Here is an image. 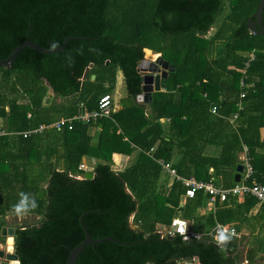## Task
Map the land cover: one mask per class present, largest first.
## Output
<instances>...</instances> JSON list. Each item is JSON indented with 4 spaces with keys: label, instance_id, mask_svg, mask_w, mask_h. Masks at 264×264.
I'll return each mask as SVG.
<instances>
[{
    "label": "trees",
    "instance_id": "trees-1",
    "mask_svg": "<svg viewBox=\"0 0 264 264\" xmlns=\"http://www.w3.org/2000/svg\"><path fill=\"white\" fill-rule=\"evenodd\" d=\"M259 2L0 0V60L27 38L59 48L73 37L64 51L26 47L0 67V242L2 228L13 227L20 264H66L86 238L84 213L94 239L122 243L87 245L76 264H264V206L253 212L250 191L215 202L204 189L188 197L158 161L223 189L264 184V34L247 27ZM147 51L176 69L143 104L138 67ZM119 71L128 94L111 117L24 136L97 110L105 94L114 101ZM115 153L135 156L117 169ZM243 155L254 172L236 181ZM93 159L86 178L80 165ZM21 192L35 195L27 215L38 218L12 226L6 217ZM179 216L201 236L171 234ZM217 225L241 234L223 252Z\"/></svg>",
    "mask_w": 264,
    "mask_h": 264
},
{
    "label": "water",
    "instance_id": "water-1",
    "mask_svg": "<svg viewBox=\"0 0 264 264\" xmlns=\"http://www.w3.org/2000/svg\"><path fill=\"white\" fill-rule=\"evenodd\" d=\"M263 12L264 0H260L256 13L250 16L247 22L248 29L256 34H264ZM72 38L73 37H67L62 46L59 48H45L40 44L33 42L29 38H27L24 42L16 46L7 58L0 60V67H10L17 59L19 53L26 47H30L44 53H57L64 51L68 41ZM175 69V66L165 60L162 56H159L157 59H154L152 55H146L145 59L141 62L138 67V70L143 74V91L141 94L138 95L139 102L143 104H150L153 100V93L162 90V79L167 78L169 73L171 71H175ZM87 73L88 70L86 71L84 78ZM93 78H95V75H93ZM243 171L244 166L242 164H239L237 167L236 181L241 180ZM85 177L93 178L94 170L87 171ZM85 215L86 213H84L81 217V225L85 231L86 238L84 241H82L80 244H78L75 248L71 250L66 264H76L78 257L87 245H95L103 241H114L122 243L112 236L94 239L83 221ZM14 232L15 229L13 227L2 228V235L6 237V242H0V264H11L13 261H17L20 263L19 255L15 252ZM9 238H12L13 240L12 246L8 245Z\"/></svg>",
    "mask_w": 264,
    "mask_h": 264
},
{
    "label": "built area",
    "instance_id": "built-area-1",
    "mask_svg": "<svg viewBox=\"0 0 264 264\" xmlns=\"http://www.w3.org/2000/svg\"><path fill=\"white\" fill-rule=\"evenodd\" d=\"M117 108L118 106L114 104L111 95L105 94L101 97L100 105L97 110H93V111L85 110L74 117L61 118L50 125L41 124L38 128L28 130L23 133L24 136H29L33 133L42 132L43 130L51 126H54L56 128H62L67 124L69 125V128H72L71 126L75 120L81 122L97 121L100 118L111 117L112 114L117 111ZM6 133H7L6 130H0V136ZM241 158L245 160L244 178L245 180H247L253 174L254 169L245 155H243ZM158 161L162 164L164 170H166V172H168L171 176L182 180V182L187 186L186 195L188 197H194L198 190L204 189L206 192H208L211 195V201L215 202L218 197H220L221 200H226L230 193H234V194L237 193L238 195H240V197H242L245 191H250L251 194L255 196L256 199L258 200L256 206H258L259 208L264 206V184L262 183L255 182L252 185V187H247L246 185H238L234 188L223 189L221 187L215 186L212 183L197 181L195 178L192 177L191 178L182 177L178 175L177 171L171 166L169 162H166L164 159H160ZM80 168L86 169L87 171L91 169L86 164H81ZM182 227L185 229L183 234L180 231ZM174 233L183 236L184 239H188L191 236H196V237L201 236L200 234L191 231L190 220H187L182 216L176 217L173 220L171 227V234ZM237 236L240 237V234H238Z\"/></svg>",
    "mask_w": 264,
    "mask_h": 264
},
{
    "label": "clouds",
    "instance_id": "clouds-1",
    "mask_svg": "<svg viewBox=\"0 0 264 264\" xmlns=\"http://www.w3.org/2000/svg\"><path fill=\"white\" fill-rule=\"evenodd\" d=\"M57 46L58 44L56 42H53L51 44L52 48H56ZM19 196L20 199L17 201L16 204L13 205V211L17 216L22 217L24 215H27L38 207L35 195L21 192ZM180 231L183 234L185 229L182 227ZM237 235L238 234L235 232L234 229H230L222 225H217V231L214 236V241L219 250L223 252L231 243V241L237 237Z\"/></svg>",
    "mask_w": 264,
    "mask_h": 264
},
{
    "label": "rangeland",
    "instance_id": "rangeland-1",
    "mask_svg": "<svg viewBox=\"0 0 264 264\" xmlns=\"http://www.w3.org/2000/svg\"><path fill=\"white\" fill-rule=\"evenodd\" d=\"M152 56H153L154 59H157L161 55L159 53H154V55H152ZM123 79L125 80L124 74L119 71V73H118V80H117V88H116L115 95H114V104L116 106L119 105V99L121 98V95H123V92L124 93L127 92L126 89H124V88L121 87V86H123L126 83V82L124 83V80ZM37 218L38 217L31 216V215H24V216L21 217V216H17L14 213H10L6 217L8 223L11 224L12 226H14L16 224L31 223L33 221H36ZM242 249L246 250L245 245H242Z\"/></svg>",
    "mask_w": 264,
    "mask_h": 264
},
{
    "label": "crops",
    "instance_id": "crops-1",
    "mask_svg": "<svg viewBox=\"0 0 264 264\" xmlns=\"http://www.w3.org/2000/svg\"><path fill=\"white\" fill-rule=\"evenodd\" d=\"M148 54H153V55H154V52H152V51H147V54H146V55H148ZM120 72H122V71H120ZM123 80H124V79H123ZM124 83H125V80H124ZM121 87L127 90V88H126V83H125L123 86H121ZM127 94H128V91L125 92V93L123 92V95H121V97L127 96ZM118 107H119V105H118ZM93 131H95V130H93ZM134 156H135V155H132V156L130 157L129 155H123V154H120V153H115L114 156H113V157H114V161H115V167H116L117 169H124L127 165H129V164L133 161ZM96 162H97V160H96V159H93V160H91V162H89V164H86V165L89 166V168H91L90 170H94L93 167L95 166ZM90 170H88V171H90ZM258 210H259V207L256 206V207L254 208L253 212L256 213ZM244 233H246V231H243V232H242V234H244ZM239 234H240V233H239ZM240 236H241V234H240ZM237 237H238V236H237ZM240 238H241V237H240ZM240 238H239V239H240ZM241 247H242V245H241ZM246 248H247V247H246ZM194 260H195V259H194ZM246 261H247V260H245V261L243 262V264H249V262H248V261L246 262ZM181 264H200V263L185 260V261L181 262Z\"/></svg>",
    "mask_w": 264,
    "mask_h": 264
},
{
    "label": "bare ground",
    "instance_id": "bare-ground-1",
    "mask_svg": "<svg viewBox=\"0 0 264 264\" xmlns=\"http://www.w3.org/2000/svg\"><path fill=\"white\" fill-rule=\"evenodd\" d=\"M150 55H153V54H148V56H150ZM12 242H13L12 238H9V240H8V245H11V246H12ZM10 248H11V247H10ZM11 264H20V263L17 262V261H13Z\"/></svg>",
    "mask_w": 264,
    "mask_h": 264
}]
</instances>
